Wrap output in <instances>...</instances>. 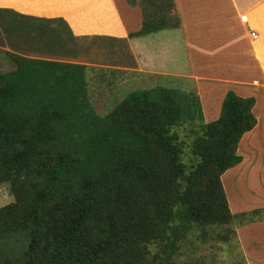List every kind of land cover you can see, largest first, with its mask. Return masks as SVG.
<instances>
[{
	"label": "trees",
	"instance_id": "16d2710c",
	"mask_svg": "<svg viewBox=\"0 0 264 264\" xmlns=\"http://www.w3.org/2000/svg\"><path fill=\"white\" fill-rule=\"evenodd\" d=\"M146 2L131 38L178 29L171 0ZM0 31V185L11 196L0 207V264H177L189 235L222 251L237 229L264 221L262 208L230 210L221 180L243 161L253 98L227 91L208 122L194 102L199 123L185 126L187 97L158 80L102 111L89 65L74 60L100 37L7 9ZM181 130L194 137L190 165Z\"/></svg>",
	"mask_w": 264,
	"mask_h": 264
},
{
	"label": "rangeland",
	"instance_id": "374dc122",
	"mask_svg": "<svg viewBox=\"0 0 264 264\" xmlns=\"http://www.w3.org/2000/svg\"><path fill=\"white\" fill-rule=\"evenodd\" d=\"M114 1L115 6L117 9H119V15L121 13L124 14V10L122 9V0ZM259 1L260 0L257 2ZM220 2L221 4L223 3V1ZM229 2L230 6L233 8V10L230 11L231 14H233V17H231L232 19L229 20L233 25L228 22V36L225 40L229 39V44H232V46H230L228 49V51L231 52L228 53V56L235 57V62H233L234 64L231 63L225 65V67L221 68V70L220 68L210 66L207 68L216 69L210 77L215 81L209 82H211L213 86H217V89L220 93L226 84H228L226 88L234 85H248V82H246L244 79H250V76L253 74L251 72L253 69L246 66L247 64L250 65L248 58L251 62V44L250 46L248 44L249 49H242V46L245 45L246 42H253L248 38L247 34L251 33L253 29H251L246 23L240 22V11L235 4L234 6L232 5L231 0H226V6ZM232 2H234V0H232ZM251 2L253 4H251ZM235 3L244 8V10L249 9L255 4L252 0H235ZM215 4L218 6V1H215ZM106 5L111 10L109 6L110 3L106 2L105 0H0V6L7 8L11 7L22 13L36 16H45L47 17L46 20L57 19L59 18L58 16H61L68 21L73 29L84 30L93 33H109L112 32V29H115V27L110 24L112 22L109 19L108 10L105 8ZM76 7L83 9V12L80 14V16L79 14H74ZM187 12L182 13V15L178 12L176 17L178 18L179 22L177 24L178 29H176L175 34H172L173 32L165 33L166 35H169L170 33V35L173 36L172 39L175 41V44L172 45L173 48H168V44H161V46H159L160 52L151 60L144 59L142 61H138L137 52L130 50L128 43L121 39L100 37L101 39L91 38L89 39L91 41L85 42L80 48L78 57L74 60L77 63L89 65V82L91 81L93 87H95L91 95L92 104L98 109H102V111L104 107L105 110H108L114 106L113 104L117 100L126 95V93H122L123 90L139 87H150L159 82L158 80H164L162 82L164 87L167 89H176L178 93L183 94V99H185L184 96L187 97V101L185 99V102L190 105L191 111L188 114L191 116V119L185 123V126L190 125L192 122L199 123L198 105H194V102L197 104V101L199 104L201 103L196 81L194 82L196 77H194L195 79H186L185 77L188 76L189 73L193 72V75L195 74L197 76L198 81H202L203 83L207 82V77H204L200 74V68H195L193 71L192 62L187 56H198V53H195L194 51L200 48V46L206 47L212 41H219L218 38H215L217 36L221 37L220 40H224L222 33L225 32L226 29L223 30V28L220 27L223 21L213 22L210 24L213 25L212 27L206 26L207 24L204 22V20H202V16L199 17L198 20L197 18L192 17L193 19H191V21L187 17ZM217 12L218 10H216L215 7H212L211 11L208 13L209 17L215 15ZM218 16L222 17V13H218ZM77 20H82V22L80 21L79 24L81 25L76 27L75 21ZM91 20L93 21L90 22ZM104 22L107 25L105 24V26H102L101 23ZM193 22V28L198 27L200 34L195 36L193 43H189V49V47H187L188 45L186 40L188 37H191V31L189 30V27H191V23ZM30 24L31 23L28 21H23L21 23V28L18 31H21V34H23L25 32V27L27 25L29 26ZM187 31L190 33H187ZM0 32H2L1 34L4 36H7L4 31ZM255 32L257 33L256 30ZM212 33L214 40H210V36L208 39H206L207 35ZM257 36L258 35H256V37ZM188 39L191 40V38ZM226 47H228V45H226ZM71 59L73 60L72 57ZM211 59L212 58H209L208 56L206 57V62L208 61L207 64H209ZM196 63L197 58L194 62V65H196ZM227 63H229V60L224 59V64ZM232 64L234 67H232ZM4 65L0 63V71ZM201 66L205 67V64ZM242 66H244L246 72H248V75L244 72V68ZM163 67L167 68L169 72L176 74L177 76H174L176 78L155 74V70L161 72ZM138 69L139 71L142 70L143 72L140 73ZM98 70L100 72H104V75ZM255 70L256 69H254V72ZM242 73L243 75H241ZM99 74H102L101 77L104 79V81L100 86L96 87V80L101 81V79H98ZM201 77L202 79H200ZM224 80L226 84L222 82ZM108 81H110L111 84L107 85L105 83ZM261 82L264 85V81ZM261 89L262 90L257 96L258 107L256 110V114L259 116V132L254 130L252 135H247L242 141L239 150V155L243 157V163L241 166L232 168V170L230 169L221 177L230 210L235 209L238 212L241 210L244 211L250 209L253 210L256 208H264V89ZM99 113L102 114L101 112ZM178 135L185 141L183 162L187 165H190L193 163L192 161L194 157L190 153L189 145L194 137L191 135L190 131L187 130L179 131ZM186 145L188 146L186 147ZM10 200L11 196L8 191V186L0 185V207L10 202ZM259 227H261V225ZM209 239L210 237L208 235L201 239H197L196 233L195 235H189L188 242L185 244V246H183L182 256L177 261V264H251V259L247 255V246H243L242 239H230L228 243L220 247L222 251L217 250V244H215L216 240L211 238L210 241ZM262 239V242L264 243V234L262 235ZM240 245L242 250H240Z\"/></svg>",
	"mask_w": 264,
	"mask_h": 264
},
{
	"label": "crops",
	"instance_id": "0c3cea01",
	"mask_svg": "<svg viewBox=\"0 0 264 264\" xmlns=\"http://www.w3.org/2000/svg\"><path fill=\"white\" fill-rule=\"evenodd\" d=\"M105 1L110 3L109 6L111 10L108 8L107 5L105 8L106 10H108L109 19L112 22L110 24L115 27L114 30L113 29L111 30L112 32L93 33V32L84 31V30H76V29H73V27L68 23L66 19H64L61 16H58V17L63 18L67 22L70 29L72 30L73 35L76 37L97 36V37H104V38H111V39H121V40L126 41L129 45L130 50L137 52L138 61H142L144 59H147V60L153 59L154 56L158 55V53L160 52L159 46H161V44L163 43L168 44V48H171L172 45L175 44L174 39H172L173 36L170 35V33L173 32L172 34H175L176 29L160 31L156 33H148L146 35L139 36L137 38H131L129 36L131 34H134L140 31V29L142 28V23H143L142 12L143 10H146V8L150 7L149 3L147 2L142 3V0H132L133 2H135V4L131 5V2H132L131 0H122V4H123L122 9L124 10V14L121 13L119 15L120 12H119V9H117V7L115 6V1L114 0H105ZM215 1H218V6L215 4ZM220 1H223V3L221 4ZM252 1H254L255 4L247 10L246 9L244 10V8L240 7L237 3H235V0L234 2H232L231 0V3L233 6L235 4L238 10L240 11V17H239L240 22L246 23L251 29H253L254 31L252 30L251 33L255 32V30L258 33L257 34L255 32L256 35H258L255 39H252L250 37L251 33H247L248 38L253 42L248 43L244 41L246 42L245 45L242 44L243 45L242 49H249L248 44L249 46L251 44L250 46L251 62H250V59L248 58L250 65L247 64L246 66L253 69V71H251L253 74L250 76V79H244L246 82H248V85H245V86L234 85V86L226 88L228 84L225 83V80L222 81L224 84H226V86H224L222 92L220 93L219 90L217 89V86H213L211 82L209 81H215L214 79L210 78L212 73L215 72L216 70L215 68H220L221 70V68L225 67V65L235 62V57L228 56L229 55L228 53H231L228 51V49L230 46H232V44H229L230 43L229 39L225 40L226 37L228 36V29H229V27H227L228 22L231 23L229 19H232L231 17H233V14H231L230 12L233 10L232 6H230V2L226 6V0H211V1L210 0H171L172 5H173V7L171 8V13L174 12L176 15H178V12H179V14L182 15V13H186L188 11L187 17L189 20L193 19L192 17L197 18L198 20V18L202 16L203 17L202 20H204V22L207 24L206 26L208 27H212L213 25H210V24H212L213 22L223 21L220 27H222L223 30L226 29L225 32L222 33V37L224 38V40H220L221 37L217 36L215 38H218L219 41L217 40L212 41L211 43H209L210 45L208 44L206 47L200 46V48L194 51L195 53H198V56H192V55L187 56L188 59L192 62L193 71L195 68H200L201 69L200 74L203 75L204 77L205 76L207 77V79L203 78V79H206L207 82L203 83L202 81H198L197 76L195 74L193 75V72L189 73V75L186 76L185 78L191 79V78L196 77V79L194 78L195 79L194 82L196 81V86L199 92V97H200V102H201V108H202L205 120L207 122L215 120L218 117L222 99L227 91H233L236 95L241 96V97H245V98L251 97L254 99L255 103H254L252 112L257 120V124L253 130H251L250 132L246 133L243 136L240 142L241 144L247 135H252L254 133V130L259 132V126H260L259 116L258 114H256V110L258 107V102H257L258 97L257 96L262 90L261 88L264 89V85L261 82V81H264V0H260L259 2H257L258 0H252ZM251 4L253 3L251 2ZM212 7H215L216 10H218V12L215 15L209 17L208 13L209 11H211ZM0 9L11 10L21 15L35 17L39 19L47 18L45 16H36V15L27 14V13H22L11 7L7 8L4 6H0ZM82 10H83L82 8L79 9L78 7H76L74 14L76 13V15L79 14L80 16V14L83 12ZM218 13H222V17H219ZM80 21L82 22V20ZM80 21L78 20L75 21L76 27L81 25L79 24ZM92 21L93 20H91L90 22ZM105 24H106L105 22L101 23L102 26H105ZM193 26H194V22L191 23V27H189L190 28L189 30L191 31V37H188V38H191V40H189L188 38L186 40L187 45H188L187 47H189V49H190L189 43L190 42L193 43V40H195L194 39L195 36L197 34H200L199 32L200 30H198V27L193 28ZM216 27H219V26H216ZM166 32H170L169 35H166L165 34ZM187 33H190V32L187 31ZM212 35L213 33L207 35L206 39H208L210 36V40H214V37H212ZM226 45H228V47H226ZM222 52H225V53H222ZM167 53L170 54L169 52ZM207 56L209 58H212L209 64H207L208 61L206 62ZM196 58H197V63L196 65H194ZM224 59L229 60V63L224 64ZM203 64H205V67L201 66ZM233 64H232V67H234ZM208 66L215 67V68L207 69ZM242 67L244 68V66ZM254 69H256L255 72H254ZM139 72L142 73L143 71L141 70ZM244 72L246 74L248 73L246 72L245 68H244ZM155 74H161L162 76L166 75L169 77L177 76L176 74L169 72V70L165 67H163L161 72L155 70ZM241 75H243V73ZM200 79H202V77ZM263 96H264V93H263ZM242 163L243 161L237 167H240ZM260 225L261 227H259ZM236 234H237V238H240L243 240L242 241L243 246H247L246 250L248 251L247 255L251 259L250 263L251 264H264V243L262 242L263 240L262 235L264 234V221L247 224L237 229ZM240 250H242L241 245H240Z\"/></svg>",
	"mask_w": 264,
	"mask_h": 264
},
{
	"label": "built area",
	"instance_id": "2783aa9c",
	"mask_svg": "<svg viewBox=\"0 0 264 264\" xmlns=\"http://www.w3.org/2000/svg\"><path fill=\"white\" fill-rule=\"evenodd\" d=\"M251 38H253V39H255L256 38V35H255V33H251Z\"/></svg>",
	"mask_w": 264,
	"mask_h": 264
},
{
	"label": "bare ground",
	"instance_id": "6f19581e",
	"mask_svg": "<svg viewBox=\"0 0 264 264\" xmlns=\"http://www.w3.org/2000/svg\"><path fill=\"white\" fill-rule=\"evenodd\" d=\"M258 40V39H257Z\"/></svg>",
	"mask_w": 264,
	"mask_h": 264
}]
</instances>
